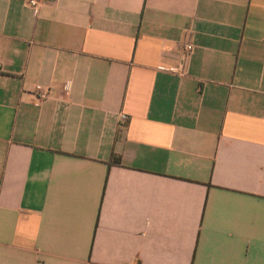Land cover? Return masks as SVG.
<instances>
[{"label": "crops", "instance_id": "crops-1", "mask_svg": "<svg viewBox=\"0 0 264 264\" xmlns=\"http://www.w3.org/2000/svg\"><path fill=\"white\" fill-rule=\"evenodd\" d=\"M0 64V264H264V0H0Z\"/></svg>", "mask_w": 264, "mask_h": 264}, {"label": "built area", "instance_id": "built-area-1", "mask_svg": "<svg viewBox=\"0 0 264 264\" xmlns=\"http://www.w3.org/2000/svg\"><path fill=\"white\" fill-rule=\"evenodd\" d=\"M28 4L37 12L38 9H39V6H40V0H28ZM184 48H185L186 55H188V54H190L193 51L194 46H193L192 43L187 42V43L184 44ZM1 68H2V66L0 64V71H1ZM120 118L123 121H127L129 116L127 114H125V113H122ZM127 264H129V263H127Z\"/></svg>", "mask_w": 264, "mask_h": 264}]
</instances>
